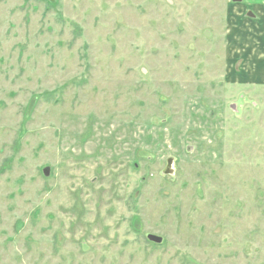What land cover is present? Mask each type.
<instances>
[{"label": "rangeland", "instance_id": "374dc122", "mask_svg": "<svg viewBox=\"0 0 264 264\" xmlns=\"http://www.w3.org/2000/svg\"><path fill=\"white\" fill-rule=\"evenodd\" d=\"M257 1L0 0V264H264Z\"/></svg>", "mask_w": 264, "mask_h": 264}, {"label": "water", "instance_id": "95a60500", "mask_svg": "<svg viewBox=\"0 0 264 264\" xmlns=\"http://www.w3.org/2000/svg\"><path fill=\"white\" fill-rule=\"evenodd\" d=\"M242 0H233V2H241ZM166 168L164 169V174H172L173 173V163H174V158L170 157L166 161ZM151 239L155 240L156 242H161L162 239L159 237L155 236H150Z\"/></svg>", "mask_w": 264, "mask_h": 264}, {"label": "crops", "instance_id": "0c3cea01", "mask_svg": "<svg viewBox=\"0 0 264 264\" xmlns=\"http://www.w3.org/2000/svg\"><path fill=\"white\" fill-rule=\"evenodd\" d=\"M242 1H243V0H242ZM256 1H257V0H256ZM257 2L263 4V5H262V4H258L259 7H257L256 9H259V10H258V14H260V12H261V14L263 15V16H262V15L260 14V15H261L260 17H261V19H262V20L260 19V25H261L260 28H261V32H264V25H263V24H264V0H258ZM258 5H254V7H256V6H258ZM251 15L253 16L252 13H251ZM255 15H256V14H255ZM235 23L238 24L239 21L236 20ZM263 35H264V33H263ZM236 54H237V56L239 55V53H237V52H236ZM256 60H258V59H256ZM260 61H261V60H260ZM252 75H253V76H252ZM250 77H254V74L251 73V74H250Z\"/></svg>", "mask_w": 264, "mask_h": 264}, {"label": "flooded vegetation", "instance_id": "af4514ba", "mask_svg": "<svg viewBox=\"0 0 264 264\" xmlns=\"http://www.w3.org/2000/svg\"><path fill=\"white\" fill-rule=\"evenodd\" d=\"M248 53L250 52V50H246Z\"/></svg>", "mask_w": 264, "mask_h": 264}]
</instances>
